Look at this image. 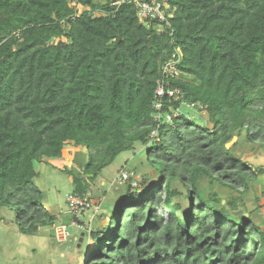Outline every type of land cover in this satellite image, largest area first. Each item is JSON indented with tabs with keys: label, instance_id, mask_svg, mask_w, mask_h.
Instances as JSON below:
<instances>
[{
	"label": "trees",
	"instance_id": "trees-1",
	"mask_svg": "<svg viewBox=\"0 0 264 264\" xmlns=\"http://www.w3.org/2000/svg\"><path fill=\"white\" fill-rule=\"evenodd\" d=\"M166 1L160 33L125 0H0V207L37 235L55 223L36 164L85 149L58 169L83 194L140 143L157 177L126 181L109 221L79 230L84 264H264V204L243 202L264 177L243 155L264 151V0ZM176 50L178 77L163 75ZM158 80L177 97L159 112ZM200 178L235 195L204 197Z\"/></svg>",
	"mask_w": 264,
	"mask_h": 264
},
{
	"label": "rangeland",
	"instance_id": "rangeland-1",
	"mask_svg": "<svg viewBox=\"0 0 264 264\" xmlns=\"http://www.w3.org/2000/svg\"><path fill=\"white\" fill-rule=\"evenodd\" d=\"M105 1L108 0H96V2ZM186 110H188L186 113L192 117L198 115L204 117L203 113L199 114L194 109L188 108ZM182 111L185 112V109ZM134 147L132 151L121 153L94 180H87L88 192L93 202L99 204V211L95 216L92 211L83 214L82 220L86 224L83 231L105 225L116 211L127 186L125 182L118 180L122 173L134 177L130 182L137 189L141 187L140 180L143 177L148 176L150 179L157 177L146 162L147 146L136 143ZM243 150V148L238 147L239 152ZM245 150L247 151L243 152L244 158L251 164L264 165V151L261 149L250 151L249 146L245 147ZM62 153L64 162L60 165L61 169H70L72 166L78 169V164L84 163L88 156L85 149L73 148L72 145L66 146ZM76 155L78 157L77 162L72 165L70 158L73 161ZM35 167L38 177L34 183L42 192V205L50 215L54 216V225L66 226L68 236L56 237L53 226L40 229L39 233L34 236L21 234L18 231L13 210L0 207V264H84L85 256L82 249H88L90 244L86 246V241L82 239L83 234L80 235L79 242L74 241L80 234V229L71 226L70 216L65 213L66 198L73 191L71 178L64 172L46 165L36 164ZM197 186L204 197L210 191H217L223 197H228L230 194L235 195L218 185H210L204 178L199 179ZM256 198L260 200V204H264V177L259 178L253 184V190L243 197V202L246 205L245 213L258 208V204L255 202ZM259 210L262 211L264 217V207ZM261 218L259 215L256 216L258 220Z\"/></svg>",
	"mask_w": 264,
	"mask_h": 264
},
{
	"label": "built area",
	"instance_id": "built-area-1",
	"mask_svg": "<svg viewBox=\"0 0 264 264\" xmlns=\"http://www.w3.org/2000/svg\"><path fill=\"white\" fill-rule=\"evenodd\" d=\"M128 3H132L137 10V15L141 20L146 22L157 21L160 25L158 26V32L164 30L163 23L167 25V18L171 17L172 14L169 12V5L166 0H125ZM79 7L78 10H80ZM181 61V56L179 51L176 50L171 59L165 65L163 69V75H168L170 77H178L179 71L177 69L178 64ZM168 98H175L176 92L168 90L162 80L156 82V90L154 94V109L159 112L162 109L164 100ZM159 113H157L156 118H159ZM168 122L172 121L171 116L166 117ZM120 182L131 181V176L126 173H122L118 178ZM67 208L65 213L70 216L71 226L76 229L83 230L86 228V224L83 223L82 216L85 212L92 211L95 214L99 211V204L94 203L89 192L83 194L71 193L66 198ZM92 215V217H93ZM91 217V219H92ZM94 218V217H93ZM91 221V220H90ZM53 229L55 231V236L60 237L66 235L68 236V231L65 225H54Z\"/></svg>",
	"mask_w": 264,
	"mask_h": 264
},
{
	"label": "crops",
	"instance_id": "crops-1",
	"mask_svg": "<svg viewBox=\"0 0 264 264\" xmlns=\"http://www.w3.org/2000/svg\"><path fill=\"white\" fill-rule=\"evenodd\" d=\"M75 148V147H73ZM64 157L62 159H57V160H52V161H49V167H52V168H56V169H61L60 165L63 161ZM69 160V159H68ZM70 163H72V159L70 158Z\"/></svg>",
	"mask_w": 264,
	"mask_h": 264
}]
</instances>
